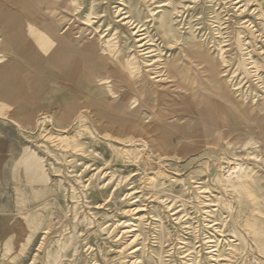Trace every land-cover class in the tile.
I'll return each instance as SVG.
<instances>
[{"label":"rangeland","instance_id":"374dc122","mask_svg":"<svg viewBox=\"0 0 264 264\" xmlns=\"http://www.w3.org/2000/svg\"><path fill=\"white\" fill-rule=\"evenodd\" d=\"M0 264H264V0H0Z\"/></svg>","mask_w":264,"mask_h":264},{"label":"bare ground","instance_id":"6f19581e","mask_svg":"<svg viewBox=\"0 0 264 264\" xmlns=\"http://www.w3.org/2000/svg\"><path fill=\"white\" fill-rule=\"evenodd\" d=\"M228 172H229V171H228ZM228 172H227V173H228ZM238 172H239V168L236 167V170L232 171V172L230 173L231 175H228V176L231 177V176L233 175V176L238 177V175H237V174H239ZM228 176H227V177H228ZM229 177H228V178H229Z\"/></svg>","mask_w":264,"mask_h":264},{"label":"crops","instance_id":"0c3cea01","mask_svg":"<svg viewBox=\"0 0 264 264\" xmlns=\"http://www.w3.org/2000/svg\"><path fill=\"white\" fill-rule=\"evenodd\" d=\"M25 161L28 163H33V158L30 155H28L25 157Z\"/></svg>","mask_w":264,"mask_h":264}]
</instances>
